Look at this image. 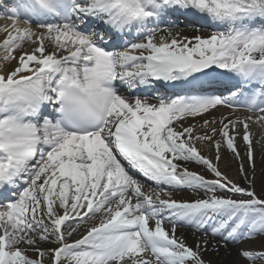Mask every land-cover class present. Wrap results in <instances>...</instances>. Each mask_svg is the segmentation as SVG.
Here are the masks:
<instances>
[{
	"label": "snow or ice",
	"instance_id": "1",
	"mask_svg": "<svg viewBox=\"0 0 264 264\" xmlns=\"http://www.w3.org/2000/svg\"><path fill=\"white\" fill-rule=\"evenodd\" d=\"M0 19V264H264V0H0ZM157 82L179 92L137 96Z\"/></svg>",
	"mask_w": 264,
	"mask_h": 264
},
{
	"label": "rangeland",
	"instance_id": "2",
	"mask_svg": "<svg viewBox=\"0 0 264 264\" xmlns=\"http://www.w3.org/2000/svg\"><path fill=\"white\" fill-rule=\"evenodd\" d=\"M6 22L5 21H3L2 19H0V25H3V24H5ZM206 27V26H205ZM191 29L193 28V26H191L190 27ZM204 31H202V32H200V33H202V34H205V36H207V35H209L212 31H208V29H203ZM192 32H195L194 31V29L192 30ZM238 114V113H237ZM243 113H240V114H238V115H242ZM211 115L212 116H214V115H216V112H213V113H211ZM217 116H219L218 114H217ZM216 117V116H215ZM207 119V118H209V117H207V116H205V117H199L198 118V121L199 120H202V119ZM217 118V117H216ZM217 119H219V118H217ZM198 121H193V120H191V119H189L188 121H186V123H195V122H198ZM253 131L254 132H259V129H258V127L257 126H253ZM238 147H239V150L241 151V154L243 153V150H244V146H243V144L242 143H240L239 141H238ZM256 148H257V150H259L260 149V145H257L256 146ZM205 154L207 155V154H211V153H209V150L208 149H205ZM224 158L222 159V161H221V163H220V167H221V170L222 171H226L227 172V174L230 176V177H232V178H234V179H239V177H238V175H237V172H236V168H237V164H238V162H232V160H231V156H230V154H228L227 152H225L224 154ZM243 155V154H242ZM226 163H231L232 164V166L230 167V168H225V164ZM189 168H191V169H193V170H196V171H201V172H203L204 170H202L198 165H195V164H189V165H187ZM205 175H210V174H208V173H204ZM148 187H151V186H149V185H146L145 186V188L147 189ZM257 192H258V194H259V190H258V187H257ZM175 195V198H178V199H191L192 197H193V195L194 194H191V192L190 191H188V190H184V191H179V192H177V193H175L174 194ZM78 237V235L76 236V237H73L74 239L75 238H77ZM206 260H208L207 258H205ZM212 261V260H211ZM214 264H216L215 263V261H214Z\"/></svg>",
	"mask_w": 264,
	"mask_h": 264
},
{
	"label": "bare ground",
	"instance_id": "3",
	"mask_svg": "<svg viewBox=\"0 0 264 264\" xmlns=\"http://www.w3.org/2000/svg\"><path fill=\"white\" fill-rule=\"evenodd\" d=\"M181 21L183 22V19H181ZM188 34L194 35L196 33H188ZM201 35H203V34H201ZM218 111H216V113ZM220 113H219V115H220ZM259 168H260V149L257 150V174H259ZM257 187H258V190L260 191L259 182L257 183ZM77 235H79V234H77ZM177 235L178 236L183 235L187 239L189 244L193 243L194 235H193L192 229L179 228L177 231ZM230 248H231V246H230ZM231 251H232V255H230V256L226 254L224 249L220 250L219 255H216V254L209 252V253L205 254V258H207L208 260H212L213 262L215 261L216 264H220V262H222V264H231V262L236 259L235 249L232 248ZM241 264H243V262H241Z\"/></svg>",
	"mask_w": 264,
	"mask_h": 264
}]
</instances>
